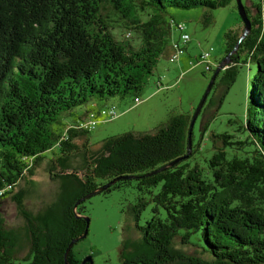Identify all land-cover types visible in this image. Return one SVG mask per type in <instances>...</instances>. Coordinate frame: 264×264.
Segmentation results:
<instances>
[{"label": "trees", "instance_id": "trees-1", "mask_svg": "<svg viewBox=\"0 0 264 264\" xmlns=\"http://www.w3.org/2000/svg\"><path fill=\"white\" fill-rule=\"evenodd\" d=\"M229 5L237 8L236 0H0V207L13 194L24 217L10 227L0 210V264H67L69 247L68 264H81L74 246L89 232L86 202L131 184L137 199L126 210L122 264H264V0L246 5L252 28L241 42L240 18L224 34L221 58L210 51L197 56L213 75L229 54L231 62L219 71L215 97L193 127L196 108L172 113L152 132L94 144L91 131L119 116L115 105L68 120L91 100L133 94L142 102L160 57L179 61L191 40L171 9L204 8L200 20L208 27L212 10ZM173 26L179 38L172 37ZM241 62L255 65L246 119L211 132V146L203 147ZM47 152L57 190L33 212L15 190ZM149 205L152 216L143 224Z\"/></svg>", "mask_w": 264, "mask_h": 264}, {"label": "rangeland", "instance_id": "rangeland-1", "mask_svg": "<svg viewBox=\"0 0 264 264\" xmlns=\"http://www.w3.org/2000/svg\"><path fill=\"white\" fill-rule=\"evenodd\" d=\"M261 1L243 0V3L248 5ZM204 11V8L170 10L177 22L184 25V31L190 35L191 40L185 45L186 52L179 61L171 62L166 55L160 57L157 69L153 75L149 76L140 92L141 103L135 102L133 94L125 98L116 95L106 99L91 100L87 106L73 110L68 120H74V117L87 109L100 112L107 106L117 107L119 116L113 121L98 123L91 131L90 143L95 144L109 136L129 131L152 132L165 123L172 113L192 112L194 108H197L214 73V69L206 70L205 62L198 63L197 56L210 51L213 59L221 58L224 53V34L241 18L238 9L229 5L213 9L214 22L205 27L200 20ZM119 23L120 21H115L117 26ZM180 35V30L173 26L172 37L176 39ZM182 59H186L185 64H182ZM242 59L244 61L245 56ZM238 66L236 81L222 103L218 105L216 118L204 136L203 147L211 146L213 140L210 138L211 132L233 129L246 119L249 78L250 74L254 75L255 65L241 62ZM215 90L213 87L208 95L207 103L215 97ZM232 119L237 123L230 124L229 121ZM194 133L198 140L201 136L200 118L196 122ZM83 143V139L77 140L79 147H82ZM46 155L47 158L36 168L34 175H26L15 190L16 193L22 192L27 209L33 212L45 208L57 190V184L50 179L48 172L50 152ZM134 186L131 184L126 188L114 189L107 194H97L86 202L84 215L89 217L90 225L88 235L74 246V252L79 255V259L87 255L91 256L94 264H122L119 258V247L128 222L127 206L137 199ZM0 210L8 226L16 227L24 223V217L19 213L13 194L1 202ZM151 216L149 205L143 213L141 223L144 224ZM195 248L190 245L183 246L188 253L195 252Z\"/></svg>", "mask_w": 264, "mask_h": 264}, {"label": "water", "instance_id": "water-1", "mask_svg": "<svg viewBox=\"0 0 264 264\" xmlns=\"http://www.w3.org/2000/svg\"><path fill=\"white\" fill-rule=\"evenodd\" d=\"M236 5H237V9L239 11V14L241 16V19H242V21L245 24L244 32H243V34H242V36H241V38L239 40V42H241L250 33L252 25H251V20H250V18L248 16V13H247V10H246V5L243 3V0H236ZM238 46H239V44L236 45V48H238ZM230 56H231V54H229L227 56V58H225V60L220 63V65L218 66V69L216 70L215 74L213 75V77H212V79H211V81H210V83L208 85V88H207L206 92L204 93L199 105L197 106V108L195 110L193 121L191 123L192 127H193V125L195 123V120L198 118V115H199L200 111L202 110V108H203V106H204V104H205V102L207 100V97H208L210 91L212 90L214 81H215L219 71L221 70L222 67H224L225 65H227L228 63L231 62ZM190 145H191V142H190ZM171 165H172V163H171ZM113 182H115V180L112 181L111 183H113ZM111 183H109L108 185L102 187L100 190H103V189L107 188ZM94 193H96V191ZM94 193H91L90 195H88V197L93 195ZM86 219H87V223L89 224L90 223V219L89 218H86ZM87 233H88V230L86 229L83 237H85ZM69 250H70V247L67 249V252H66V255H65V260H66L67 264H68L67 255H68ZM87 262H90L91 264H94L91 256L85 257L81 264H86Z\"/></svg>", "mask_w": 264, "mask_h": 264}, {"label": "flooded vegetation", "instance_id": "flooded-vegetation-1", "mask_svg": "<svg viewBox=\"0 0 264 264\" xmlns=\"http://www.w3.org/2000/svg\"><path fill=\"white\" fill-rule=\"evenodd\" d=\"M79 255H77L76 254V257H77V259H78V261H80V262H82V260L87 256V255H84V257L83 258H81V259H79V257H78ZM86 264H88V263H86Z\"/></svg>", "mask_w": 264, "mask_h": 264}, {"label": "crops", "instance_id": "crops-1", "mask_svg": "<svg viewBox=\"0 0 264 264\" xmlns=\"http://www.w3.org/2000/svg\"><path fill=\"white\" fill-rule=\"evenodd\" d=\"M185 62H186V59H182V64H185Z\"/></svg>", "mask_w": 264, "mask_h": 264}]
</instances>
